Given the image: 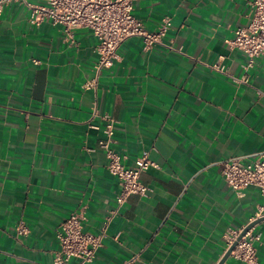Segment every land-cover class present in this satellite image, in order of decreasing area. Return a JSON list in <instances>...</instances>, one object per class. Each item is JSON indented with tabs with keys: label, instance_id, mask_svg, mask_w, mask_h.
Segmentation results:
<instances>
[{
	"label": "crops",
	"instance_id": "crops-1",
	"mask_svg": "<svg viewBox=\"0 0 264 264\" xmlns=\"http://www.w3.org/2000/svg\"><path fill=\"white\" fill-rule=\"evenodd\" d=\"M252 1L136 0L132 13L147 31L170 18L163 41L180 50L145 49L129 37L95 87L85 86L97 61L91 31L69 39L60 25L30 24L23 0L3 6L0 264H53L55 228L72 212H83L91 233L105 227L119 186L105 169L94 111L115 120L111 148L126 166L145 149L157 166L141 173L147 196L127 198L90 264L134 255L137 264H218L224 232L246 226L263 203L255 187L237 195L219 165L264 153V53L248 66L227 44L248 25ZM216 62L224 71L211 67ZM19 224L26 235H17ZM252 231L264 264V220ZM223 264L245 263L229 255Z\"/></svg>",
	"mask_w": 264,
	"mask_h": 264
},
{
	"label": "built area",
	"instance_id": "built-area-1",
	"mask_svg": "<svg viewBox=\"0 0 264 264\" xmlns=\"http://www.w3.org/2000/svg\"><path fill=\"white\" fill-rule=\"evenodd\" d=\"M12 0H0V13L4 5ZM136 0H39L32 2L23 0L28 9V21L30 24L49 22L52 25H60L66 37L73 38V32L79 28H85L97 39L94 52L97 61L92 69L90 80L85 83L86 87H95L98 78L104 68L110 67L118 58L117 49L121 43L133 36L142 39L145 49L154 44L162 45L171 50L175 48L171 42L163 41L167 30L171 26L168 17L154 32L147 31L141 20L136 18L133 4ZM230 48L244 53L250 66L255 58L264 53V0H253L250 10L248 25L237 27L232 38L227 40ZM35 64L37 60H33ZM217 71H224V67L218 62L211 65ZM244 80V77L237 81ZM93 116H98L103 121L104 138L98 140V147L103 149L107 158L106 171L118 181L119 191L115 197L116 207L106 217L105 227L98 233H91L84 228V214L80 211L72 212L64 221L55 228V238L58 242V250L54 256L53 264H68L70 258L77 259L76 264H90L93 257L102 246L105 236L106 225L111 218L118 213L130 195L147 196L148 186L140 181V175L150 167H156V163L149 158V150L145 149L135 159L133 166H126L124 156L111 148L115 120L106 114L99 115L96 111ZM220 173L230 188L237 195H242L248 187H255L263 197L260 204L250 219V222L264 217V153L261 152L255 158L244 162L240 157H232L219 162ZM249 222V223H250ZM245 227V226H244ZM227 230L223 234L226 241V251L235 243L230 251V256L245 264H261L257 257L254 242L260 241V235L248 229L238 239L243 228ZM17 235H26L28 229L19 224L16 227ZM137 255L131 256L122 264H137Z\"/></svg>",
	"mask_w": 264,
	"mask_h": 264
},
{
	"label": "water",
	"instance_id": "water-1",
	"mask_svg": "<svg viewBox=\"0 0 264 264\" xmlns=\"http://www.w3.org/2000/svg\"><path fill=\"white\" fill-rule=\"evenodd\" d=\"M261 220H264V217L258 218V219H256V220H254V221L248 223V224L243 228V230L241 231V233L239 234L238 239H240L248 229H250L251 227H253L256 223H258V222L261 221ZM234 245H235V243L232 244L231 247L225 252V254L222 256V258H221V260L218 262V264H223V263L226 261V259H227V258L229 257V255H230V251L232 250V248L234 247Z\"/></svg>",
	"mask_w": 264,
	"mask_h": 264
}]
</instances>
